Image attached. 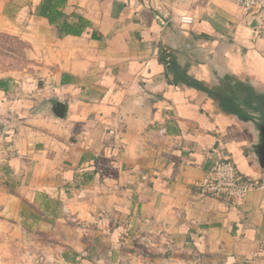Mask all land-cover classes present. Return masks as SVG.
Here are the masks:
<instances>
[{"label": "crops", "instance_id": "crops-1", "mask_svg": "<svg viewBox=\"0 0 264 264\" xmlns=\"http://www.w3.org/2000/svg\"><path fill=\"white\" fill-rule=\"evenodd\" d=\"M250 25L227 0H0V264H254L264 189L198 188L223 158L264 184Z\"/></svg>", "mask_w": 264, "mask_h": 264}, {"label": "built area", "instance_id": "built-area-1", "mask_svg": "<svg viewBox=\"0 0 264 264\" xmlns=\"http://www.w3.org/2000/svg\"><path fill=\"white\" fill-rule=\"evenodd\" d=\"M227 1L234 4L249 22L255 23L253 30L256 39L261 43V51L264 54V0ZM180 22L190 24L192 19L182 17ZM198 188L202 195L214 199H223L228 205L238 208L241 207L248 193L264 189V184L246 180L230 160L223 158L210 161ZM250 258L254 264H264V241L260 243Z\"/></svg>", "mask_w": 264, "mask_h": 264}, {"label": "water", "instance_id": "water-1", "mask_svg": "<svg viewBox=\"0 0 264 264\" xmlns=\"http://www.w3.org/2000/svg\"><path fill=\"white\" fill-rule=\"evenodd\" d=\"M255 23H251L254 27ZM243 104V121L248 124L249 128L255 132L253 138L251 157L256 162V167L259 170H264V94L257 96L254 93H243L241 95ZM50 113L57 119H63L65 115V103L55 101L50 105Z\"/></svg>", "mask_w": 264, "mask_h": 264}, {"label": "rangeland", "instance_id": "rangeland-1", "mask_svg": "<svg viewBox=\"0 0 264 264\" xmlns=\"http://www.w3.org/2000/svg\"><path fill=\"white\" fill-rule=\"evenodd\" d=\"M12 45L9 39H0V65L5 68H10L11 64H13L11 57L5 53V50H10Z\"/></svg>", "mask_w": 264, "mask_h": 264}]
</instances>
